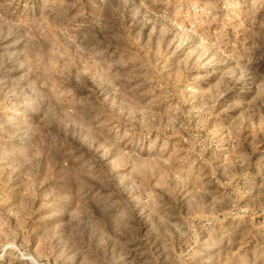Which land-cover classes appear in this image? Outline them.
Instances as JSON below:
<instances>
[{
  "label": "rangeland",
  "instance_id": "374dc122",
  "mask_svg": "<svg viewBox=\"0 0 264 264\" xmlns=\"http://www.w3.org/2000/svg\"><path fill=\"white\" fill-rule=\"evenodd\" d=\"M0 264H264V0H0Z\"/></svg>",
  "mask_w": 264,
  "mask_h": 264
}]
</instances>
